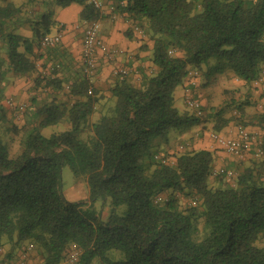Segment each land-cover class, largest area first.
I'll use <instances>...</instances> for the list:
<instances>
[{
  "label": "trees",
  "instance_id": "obj_1",
  "mask_svg": "<svg viewBox=\"0 0 264 264\" xmlns=\"http://www.w3.org/2000/svg\"><path fill=\"white\" fill-rule=\"evenodd\" d=\"M113 1L152 41L154 71L137 83L116 81L103 104L92 83L87 93L82 70L71 80L56 75L58 63L48 75L35 72L34 49L54 28L53 8L77 4L82 22L100 19L89 0H44L34 12L33 0H0V248L32 244L41 264H69L70 245L80 251L73 264H264V136L262 155L251 152L233 168L214 167L213 151L191 148L169 160L166 150L171 132L207 121L213 133L235 125L264 134L258 101L208 109L200 102L197 110L183 102V111L175 104L191 71L253 86L264 71V0ZM29 75L48 94L31 97L19 125L2 103L4 86ZM247 106L256 109L250 118ZM62 122L67 130L41 134ZM64 166L85 181L86 201L64 197ZM220 168L226 171L212 176ZM228 170L234 177H225ZM179 197L194 204L183 207ZM111 251L122 258L111 259Z\"/></svg>",
  "mask_w": 264,
  "mask_h": 264
},
{
  "label": "crops",
  "instance_id": "obj_2",
  "mask_svg": "<svg viewBox=\"0 0 264 264\" xmlns=\"http://www.w3.org/2000/svg\"><path fill=\"white\" fill-rule=\"evenodd\" d=\"M100 1L103 3L104 7L106 6V10L101 14L100 18V36L109 47L120 50L119 55L111 61L105 60L100 53H97L96 72L90 78V81L98 92V95L101 98L105 97L104 99H107L110 97V88L116 81L120 80L119 77L114 74L115 69L126 68L128 70V75L126 76L127 79H129L132 83H137L136 79L140 80L143 74L148 75L150 72L154 71V66L150 60L152 41L144 34L134 31V26L131 24L132 21L128 15L116 9V3L113 0ZM109 5L115 6L113 13H109L107 11V7ZM81 10L82 7L77 4H71L64 8H53V20L55 25L51 33L56 32L60 29L59 27H61L63 37L61 42L54 47L34 49L35 72L43 69L42 73L44 75H48L50 74V71H52L51 68H53L54 63H58L60 66H58V69L60 68L61 70L59 69L56 75L60 76L61 79L71 80L73 76H76L81 72L80 54L84 31L83 22L79 19ZM17 33L28 39L32 38V32L29 28H20L17 30ZM33 76L34 75L17 77L7 81L4 86L3 105L5 106V101L8 98L21 103H25V101L30 100L32 86L34 85ZM214 76H216L217 81L221 78L224 82L229 83L223 73H215ZM185 84L186 82L175 89V101L179 104L183 102L184 92L182 88H184ZM229 85V89H237L236 91L239 89L243 90L242 88H245L244 83L237 79H232ZM247 92V94L251 96V91ZM209 95L211 94L208 93V99L204 100L202 103H205V105H216L213 103L212 97L209 98ZM256 101H258L256 109L258 111H263L264 96H261V99ZM250 129L253 130V132L255 131L259 133V128L257 127ZM234 131L235 127L231 128V126H229L223 129L220 134H234ZM193 141L191 145L192 149L209 150L214 152V167H225L226 165H229L231 161H237L234 157L226 155L224 152L219 150L209 138V135L208 137L205 136L203 139L195 138ZM169 147H166V149H169ZM225 160L230 162L227 163ZM2 250L3 248H0V253ZM20 253L21 251H18L14 257L15 260H17V258L18 260L20 259ZM28 262L29 260L27 258L24 263ZM41 262L42 259L40 260V263Z\"/></svg>",
  "mask_w": 264,
  "mask_h": 264
},
{
  "label": "built area",
  "instance_id": "obj_3",
  "mask_svg": "<svg viewBox=\"0 0 264 264\" xmlns=\"http://www.w3.org/2000/svg\"><path fill=\"white\" fill-rule=\"evenodd\" d=\"M89 3L99 11L100 15L106 10L103 3L100 0H89ZM115 6L109 5L107 11L113 13ZM101 22L100 19H95L88 22H83L84 31L81 42V54H80V67L82 74H84L89 80L96 72L97 68V53H100L102 57L111 61L115 59L120 50L117 48L109 47L101 38ZM54 33L44 35L40 40L41 48L54 47L59 44L63 37V32L61 27ZM134 31L142 33L141 29L137 26H134ZM114 74L121 79L128 75V70L126 68H117L114 70ZM196 71H191L188 74L186 84L182 88L184 92L183 102L186 107L197 110L200 107V101L193 98V93L191 87L196 86ZM90 85L87 87V93L92 94L93 87ZM252 88H256L257 91L264 94V71L261 72L259 78L255 80L252 84ZM6 108L14 110L15 117L17 119L22 116L25 110V104L21 102H15L13 99L8 98L5 101ZM264 134L253 132V130L248 128L236 127L234 134H220V133H209V138L215 144V146L224 152V154L234 157L237 160H243L246 157L250 156V153L262 155V137ZM226 170L224 168L215 169L211 173L212 176L224 173ZM227 179L234 177L232 171H227L225 174ZM160 199V198H159ZM34 248L32 244H28L25 247L21 248L20 253V262L24 263L27 260L28 253ZM80 251L76 245H70L66 248L63 253V258L65 263L73 264L77 262Z\"/></svg>",
  "mask_w": 264,
  "mask_h": 264
},
{
  "label": "rangeland",
  "instance_id": "obj_4",
  "mask_svg": "<svg viewBox=\"0 0 264 264\" xmlns=\"http://www.w3.org/2000/svg\"><path fill=\"white\" fill-rule=\"evenodd\" d=\"M11 1L19 6L20 4L24 3L26 0H11ZM33 1L35 2L34 5L33 6L30 5L29 7H32L33 12L34 11H40L42 9V5H41L42 1H44V0H33ZM54 9H57V7H55ZM214 75L211 74L207 77L206 75L203 74V72H198V75L195 77L197 80V85L195 87H193V90H194L193 95L198 97V99L200 100L201 103L204 100L208 99V96H207L208 93L211 94V95H209V98L212 97L213 103L216 104L215 106H218V107L221 106V104L224 100L226 101V100L231 99V100L235 101V100L241 98L240 102L241 101H242V103L250 102V104H251V102H256V100L261 99L260 92L257 91L255 88H252V86L248 87L249 89L242 88L243 90L239 89L238 91L233 90V89H229L228 87H230L229 83L231 81L229 83H227V82H224V80H222L221 78H220V80L217 81V78ZM224 77H225V75H224ZM138 80L139 79H136L137 82H138ZM44 90L45 89H43L41 87H36L33 85L32 86V94L30 95V97L34 96L37 100H43V98H46V95L48 94V92H46ZM230 91L234 92V94H230L229 93ZM247 91H249V92L251 91V96H249L247 94L248 93ZM247 96H249V98ZM104 98H102L103 100L101 101V102H103V104L105 103ZM24 104L28 105L29 100L25 101ZM175 104H176V107L178 109H180L182 111L186 110V107L184 106L183 102L180 104L178 102H176ZM202 105L205 106V108H207V109L209 108V105H205V103L204 104L202 103ZM246 108H247L246 110L248 112V118H250L251 116H253V114H255L256 109H253V107L251 108L250 106H247ZM231 112L232 111H230V110H226L225 114L232 115ZM23 115H25V114H22V116L19 117L18 119H17V117H14V122L16 124H19V125L23 124V118H24ZM205 123H206L205 125H202L199 127H193L191 129H188V131L186 130L183 133H181L180 131L171 132L170 133L171 140L169 142L170 147L168 146L169 149H166L167 153H168V155H167L168 159L174 160L172 158V157H174L173 156L174 154L190 150L192 148L191 147L192 141L195 138L196 139H203L205 136L208 137L209 133L211 132L210 128L212 127V125H211L210 121H207ZM233 127H236V126L232 125L231 128H233ZM67 129H68V126L64 122H62V123H58L56 125L50 126L48 128L42 129L41 134L44 137H50V135H52V134L63 132ZM193 143H194V141H193ZM180 146H183L186 149L182 151L180 149ZM16 148H17V144L13 140L12 143H10V149L12 152H15ZM226 162L229 163L230 161H226ZM238 164H239V162L235 160V161H231V163L229 165H226L225 167L226 168H233L234 166H236ZM224 182L231 184L232 181H230V182L224 181ZM62 184H63V195L68 201H78L79 202V201H86L88 199V193H87V187H86L85 181L83 179L75 178L72 171L70 170V168L68 166H64L62 168ZM166 196H167L166 194L160 195L161 201L164 200L166 198ZM178 199H179V201L183 207H192V204H194V200H195V198H192V197H179ZM199 203L200 202H198V204ZM94 208L97 211H101V203L96 202L94 205ZM18 251H21L20 249H18V247L14 249L10 245H5L3 247L2 252L0 253L1 254L0 264H41L40 260L42 259V256L40 255V253L38 252V250L35 246L28 253L29 256L27 255V258L29 260L28 263H21L20 259L18 260V258H17V260L14 259V257L18 253ZM109 257L113 260H118V259L122 258V255L118 251H111L109 253Z\"/></svg>",
  "mask_w": 264,
  "mask_h": 264
}]
</instances>
